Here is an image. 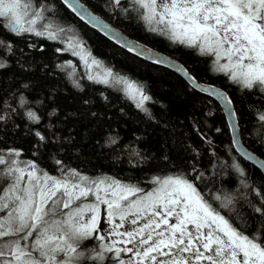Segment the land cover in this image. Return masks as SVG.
I'll list each match as a JSON object with an SVG mask.
<instances>
[{
	"label": "trees",
	"instance_id": "1",
	"mask_svg": "<svg viewBox=\"0 0 264 264\" xmlns=\"http://www.w3.org/2000/svg\"><path fill=\"white\" fill-rule=\"evenodd\" d=\"M82 1L128 36L180 61L198 81L225 89L242 142L261 154L263 123L258 115L263 93L232 81L197 48L151 32L130 0ZM29 3L30 11L43 7L38 25H51L57 38L46 32L16 35L0 26V41L12 45L4 57L6 67L0 68V115L7 117L0 121V150L16 149L22 164L32 161L52 175L74 169L144 191L155 177L181 175L235 227L264 234V220L254 211L264 206V177L234 149L215 98L174 71L116 45L60 0ZM4 23L0 18V25ZM124 81L133 82L150 99L137 107L140 99L129 94ZM29 111L38 120L28 118ZM96 244L95 239L82 242L86 256ZM104 264H114L110 254Z\"/></svg>",
	"mask_w": 264,
	"mask_h": 264
},
{
	"label": "snow or ice",
	"instance_id": "2",
	"mask_svg": "<svg viewBox=\"0 0 264 264\" xmlns=\"http://www.w3.org/2000/svg\"><path fill=\"white\" fill-rule=\"evenodd\" d=\"M132 2L141 18L154 25L153 31L158 28L174 42L215 57L218 70L244 88L264 91V0ZM64 3L81 19L88 18L76 0ZM31 7L29 0H0V18L6 21L0 26L16 35L46 32L56 39L51 25H38L43 7L30 11ZM0 49L4 61L12 45L0 41ZM222 58L226 62L221 63ZM4 67L6 61L0 62ZM124 83L130 95L139 93L137 107L150 99L133 82ZM27 116L38 120L34 112ZM258 118L264 121V112ZM5 119L0 115V121ZM35 135L44 139L40 132ZM19 155L16 149L0 150V166H4L0 174L8 181L0 187V264H81L82 259L104 264L106 254H114V264H264V234L235 227L184 176L155 177L156 186L144 191L113 178L93 179L74 169L60 176L41 174L34 162L21 167L20 161L12 159ZM102 205L106 228H101ZM254 211L264 220V206ZM89 239L100 243L86 256L81 247Z\"/></svg>",
	"mask_w": 264,
	"mask_h": 264
},
{
	"label": "water",
	"instance_id": "3",
	"mask_svg": "<svg viewBox=\"0 0 264 264\" xmlns=\"http://www.w3.org/2000/svg\"><path fill=\"white\" fill-rule=\"evenodd\" d=\"M62 2L64 5L69 7L66 3H64V0H62ZM76 3L80 8L86 11V13L88 14V18L81 19V17L75 11H73L72 8L69 7L72 10V12L76 14L81 20H83L90 27H92L100 34L105 36L107 39L111 40L116 45L120 46L124 50L130 52L131 54L141 59L149 61L153 64L166 67L174 71L175 73L179 74L191 87H193L197 91L215 98L219 103L220 108L229 126L230 137L234 149L242 158L249 160L252 164L258 167L264 174V167H261V165H264V160L255 153H253L250 149H248L242 142L240 127L238 120L236 118V114L235 115L230 114L232 112L235 113L234 108L232 104H228L226 100L223 98V97H227V99L230 100V97L228 93L225 91V89H222L221 87L211 83H202L198 81L189 72V70L174 57L167 55L161 51H158L144 43H141L133 39L123 31L116 28L110 22L105 20L103 17L95 13L86 4L80 2L79 0H76ZM91 17H95L94 22H90ZM129 48H132L133 50L129 51ZM141 52H143V55L138 54ZM157 58H159V60H161L162 62L157 63L156 62ZM181 69H185L189 75H185V72L181 71ZM189 76L194 78L195 83L193 82V79L189 78Z\"/></svg>",
	"mask_w": 264,
	"mask_h": 264
},
{
	"label": "rangeland",
	"instance_id": "4",
	"mask_svg": "<svg viewBox=\"0 0 264 264\" xmlns=\"http://www.w3.org/2000/svg\"><path fill=\"white\" fill-rule=\"evenodd\" d=\"M61 2H62V0H60ZM129 2H131L132 4H133V2H132V0H130ZM63 3V2H62ZM138 7V6H137ZM133 10H135L134 8H133ZM134 12H136V11H134ZM148 26L150 27V30H151V32H153V33H157V34H160V35H162L163 37H169L168 35H166V34H162L159 30H158V28H157V30L156 31H153L152 30V28L154 27V25H150L149 23H148ZM170 38V37H169ZM221 63H224V62H226V59H223L222 58V60L220 61ZM132 96V95H131ZM133 97V96H132ZM135 100H139L140 99V95H139V93H137L134 97H133ZM12 159H16V157H12ZM39 170H40V168H38ZM43 172H45V171H42V170H40V173L42 174ZM46 173H48V172H46ZM49 174V173H48ZM62 173H60V174H58V175H52V174H49V175H51V176H60ZM85 176V175H84ZM101 178H106V177H101ZM120 181V180H119ZM8 181H7V179L6 178H4V177H0V185H5L6 183H7ZM122 182V181H121ZM123 183H126V184H131V183H128V182H123ZM133 185V184H132ZM156 185H155V180H154V184L150 187V188H148L146 191H150V190H152L154 187H155ZM91 199H94V197H92ZM105 207L106 206H101V228H106L107 227V225L104 223V220H105V217H106V213H105ZM131 218H134V217H130V219ZM117 223H119V220H118V218H117V221H116ZM95 241H97L98 243L96 244L97 246H98V244L100 243L98 240H95ZM82 248V247H81ZM83 249V251L85 250L84 249V247L82 248ZM123 258H127L126 256H124ZM83 260L84 259H82L81 260V264H86V263H82L83 262Z\"/></svg>",
	"mask_w": 264,
	"mask_h": 264
},
{
	"label": "flooded vegetation",
	"instance_id": "5",
	"mask_svg": "<svg viewBox=\"0 0 264 264\" xmlns=\"http://www.w3.org/2000/svg\"><path fill=\"white\" fill-rule=\"evenodd\" d=\"M214 62H215V59L213 60ZM257 89V91H259L261 94L263 93V95H264V91H261L259 88H256ZM262 112H264V107L262 108ZM261 113V112H260ZM262 123H263V126H262V129H263V143H262V149H261V154L260 153H258V152H255L254 150H252L250 147H248L247 145H246V143H245V145H246V147L249 149H251V151H253L254 153H258L257 155H259L263 160H264V121H262ZM244 159V158H243ZM246 161H248V162H250L249 160H247V159H245ZM251 163V162H250ZM21 167H23V166H21ZM2 168H4V166H0V169H2ZM258 168V167H257ZM259 169V168H258ZM260 170V169H259ZM260 172L262 173V171L260 170ZM262 175H263V177H264V174L262 173ZM4 177L2 174H0V177ZM5 178V177H4ZM7 179V178H6ZM3 185H0V187H2Z\"/></svg>",
	"mask_w": 264,
	"mask_h": 264
},
{
	"label": "bare ground",
	"instance_id": "6",
	"mask_svg": "<svg viewBox=\"0 0 264 264\" xmlns=\"http://www.w3.org/2000/svg\"><path fill=\"white\" fill-rule=\"evenodd\" d=\"M80 2H82V3H84L82 0H79ZM66 6V5H65ZM67 7V6H66ZM70 11H72L69 7H67ZM60 50L59 49H57V52H59ZM58 66V65H57ZM68 75V74H67ZM68 77H69V79H70V76L68 75ZM71 82H73V81H71ZM127 90V89H126Z\"/></svg>",
	"mask_w": 264,
	"mask_h": 264
}]
</instances>
